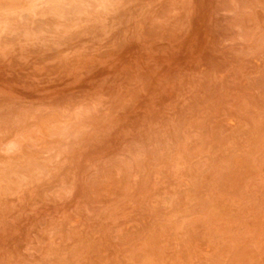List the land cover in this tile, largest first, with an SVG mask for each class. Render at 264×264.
<instances>
[{
	"label": "rangeland",
	"instance_id": "1",
	"mask_svg": "<svg viewBox=\"0 0 264 264\" xmlns=\"http://www.w3.org/2000/svg\"><path fill=\"white\" fill-rule=\"evenodd\" d=\"M0 264H264V0H0Z\"/></svg>",
	"mask_w": 264,
	"mask_h": 264
},
{
	"label": "bare ground",
	"instance_id": "2",
	"mask_svg": "<svg viewBox=\"0 0 264 264\" xmlns=\"http://www.w3.org/2000/svg\"><path fill=\"white\" fill-rule=\"evenodd\" d=\"M71 133V132H70Z\"/></svg>",
	"mask_w": 264,
	"mask_h": 264
}]
</instances>
